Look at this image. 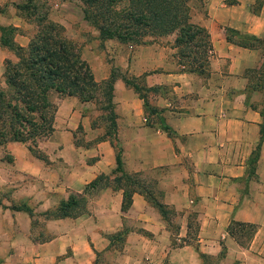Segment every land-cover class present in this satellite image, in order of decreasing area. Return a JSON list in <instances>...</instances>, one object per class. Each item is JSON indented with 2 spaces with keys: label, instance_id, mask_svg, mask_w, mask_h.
Returning a JSON list of instances; mask_svg holds the SVG:
<instances>
[{
  "label": "crops",
  "instance_id": "1",
  "mask_svg": "<svg viewBox=\"0 0 264 264\" xmlns=\"http://www.w3.org/2000/svg\"><path fill=\"white\" fill-rule=\"evenodd\" d=\"M9 1L0 0L8 9H0V25L16 27ZM228 1L188 0L190 20L207 30L211 43L202 74L181 70L173 34L138 45L105 39L104 48L93 52L79 48L97 82L116 67L126 76H141L147 87L158 86L147 93L153 111L146 113L133 89L114 80L115 138L123 171L136 174L170 212L162 215L138 191L121 211L122 188L107 185L85 213L48 220L51 235L35 242L27 213L5 207L1 225L12 231L0 232V264H91L95 252L109 245L108 235L123 227L121 248L110 252L107 264H264V76L257 85L250 74L262 68L263 55L260 48L225 40L226 28L264 39V0ZM13 40L25 46L28 38L20 34ZM54 102V129L37 144L49 160L57 153L55 168H47L23 143L0 146V154L10 158L0 160V168L27 177L13 189V200H34L40 184L45 202L54 204L115 166L109 140L96 139L104 126L91 125L93 103L75 96ZM78 126L84 144L73 142ZM233 222L254 227L243 244L228 233Z\"/></svg>",
  "mask_w": 264,
  "mask_h": 264
},
{
  "label": "trees",
  "instance_id": "2",
  "mask_svg": "<svg viewBox=\"0 0 264 264\" xmlns=\"http://www.w3.org/2000/svg\"><path fill=\"white\" fill-rule=\"evenodd\" d=\"M78 1L81 4L82 20L96 30L100 41L112 39L138 45L173 34L172 45L176 48L181 70L197 74L206 72L211 53L209 34L203 26L190 20L188 0ZM14 7L24 12L25 16L20 13V17L33 24L34 29L26 45L21 46L13 40L17 28L0 25V45L12 54V58L3 59L1 73L0 146L8 142L23 143L32 156L45 162L46 154L36 141L48 137L54 129L56 103L53 96H75L81 102H95L105 112L108 123L97 139L106 137L114 148L115 166L109 174L97 175L84 185L81 192H68L65 199H61L44 214L49 215V218L76 217L86 211L89 196L112 182V188H122L121 211L127 209L131 193L138 191L166 216L169 209L155 201L136 174L125 173L122 169L121 148L115 138L112 103L113 82L120 78L142 100L145 112H152L153 109L148 106L147 93L157 91L158 86L147 87L141 76H126L116 67L111 68L106 79L95 81L90 66L80 55L79 46L66 36L62 24L48 17V9L34 0H24L23 3L14 4ZM225 40L244 48H260L263 66L258 71L252 70L250 74L264 76V39L226 28ZM85 190L92 191L87 193ZM8 208L22 210L30 217L33 216L31 209L23 204ZM253 228L251 224L233 222L227 230L235 236L237 242L243 244V237L247 238ZM125 230L110 235L109 243L116 239L115 236L116 240L122 241ZM97 253L91 264H95ZM222 255L221 252L220 257ZM199 256L203 261L207 259L203 254Z\"/></svg>",
  "mask_w": 264,
  "mask_h": 264
},
{
  "label": "rangeland",
  "instance_id": "3",
  "mask_svg": "<svg viewBox=\"0 0 264 264\" xmlns=\"http://www.w3.org/2000/svg\"><path fill=\"white\" fill-rule=\"evenodd\" d=\"M34 1L37 4H39L40 6L48 9V17L50 19L62 24L64 26L66 36L69 37L70 39H72L79 46V48L84 46V47L88 48V52H90V50H92V52H93V51H95L101 47L104 48L102 41L101 42L98 41L96 30L90 24H88L82 20V18H81V4L78 0H34ZM193 1H194V3H193L194 5L198 4V2H196L197 0H193ZM9 2H10L9 3L10 6L12 7L11 11H13V15L18 17V18L14 17V20L18 24V26H16L17 27V30H16L17 33H15L14 36H16L18 38V36L20 34H23L24 36L29 38L33 32L34 25L31 23H28L25 18L20 17V15H19L20 13L25 16L24 12L23 11H17V9L14 7V4L23 3L24 0H12ZM6 4H8V2ZM5 6H6L5 4L0 5V9L2 8V10L8 11L7 8L5 9ZM31 18H32V16H31ZM16 34H19V35H16ZM111 49H113V48L110 47V51H111ZM107 54L111 55L110 52H108ZM2 57L3 58H7V57L12 58V54L8 49H6L5 47H2L0 45V68H1V70H2V62H3ZM106 59H108V56H106ZM176 59L178 60V57ZM253 77L254 78L257 77V80H256L257 85L263 84V83L259 82V80H258V77H261V75L257 76V74H256V76H253ZM2 85H3V81H2V77H0V86H2ZM53 100H55L54 96H53ZM90 102L93 103L90 106V109L92 111L93 110L96 111V114L92 118L91 125L92 124L93 125L94 124L102 125V126H104V129H105V125L108 123V120L105 118V114H104L105 112L100 110L98 108V105L95 102H93V101H90ZM102 134L98 135L97 138L100 137ZM72 136H73V142L75 144L76 143L84 144V141H83L84 135H83V131H82L80 126L75 128V130L72 132ZM44 140H45V138L38 139L36 141V143L44 142ZM41 150H42V148H41ZM55 154H57V153H55ZM55 154H51L52 160H49V154L46 155L47 159L44 163L46 164L47 168H55L56 167L57 161L55 158L58 156ZM0 160H3L4 162L9 161L10 160L9 155L1 153L0 154ZM110 177H111V175H110ZM24 178H27V177H23L22 179L16 178L15 173L11 170V168L9 166H5L4 168H0V202L4 203V204L0 205V210H3V208H5V207L6 208L15 207L18 204H23V205L27 206L28 208H30L31 211L33 212V216L30 217L27 214L30 218L29 234L28 235L32 241L41 242V241L49 238V236L51 235L49 230H47L45 223L48 220L60 219V218H49V215L44 214V213L50 209H53L59 203L60 200L56 201V203H54V204L51 203L50 205L48 203H46L45 198L43 197L42 192H41L42 188L40 187V184L38 186L36 184V190H38V192H39V197H35L34 200L33 199L32 200L31 199L13 200L12 191L17 186L18 182H20L21 180H23V182L25 180H27ZM98 184H101V182H99ZM112 184H113L112 182H108L107 185H112ZM83 187L81 188L80 191L69 190L68 192H70V191L81 192L83 190ZM85 191L87 192V190H85ZM91 191H89V192H91ZM68 192H67V194H68ZM89 192H87V193H89ZM67 194L65 195V198L67 197ZM95 194L93 193V196ZM93 196H89L88 202H90V200L93 198ZM9 210H11V209H9ZM20 211H22V210H20ZM23 212H25V211H23ZM83 213H85V212H83ZM63 218H65V217H63ZM69 218H74V217H69ZM3 220H4V218L0 212V232H5L6 234H10L12 231L11 226L8 227V226L1 225ZM122 229H125V227H123ZM109 236L110 235H108V237ZM115 237L117 239V236H115ZM116 239H112V241L109 243V245H107V247L104 250L97 253L95 264H107L109 256H110V252H113L114 250H119L121 248V241L116 240ZM212 262H209V264H213Z\"/></svg>",
  "mask_w": 264,
  "mask_h": 264
}]
</instances>
